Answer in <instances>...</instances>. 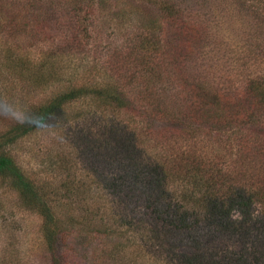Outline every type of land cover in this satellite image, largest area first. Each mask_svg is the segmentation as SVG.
I'll return each mask as SVG.
<instances>
[{
  "label": "trees",
  "instance_id": "trees-1",
  "mask_svg": "<svg viewBox=\"0 0 264 264\" xmlns=\"http://www.w3.org/2000/svg\"><path fill=\"white\" fill-rule=\"evenodd\" d=\"M87 5L88 0H66L58 23L63 26L62 39L52 41L41 58L7 46L0 56V75L4 65L24 85L47 87L58 80L60 54H67L63 63L72 61L85 47L81 29ZM154 5L157 22L134 33L125 47L108 57L102 70L106 82L74 83L24 104L41 117L36 126L8 121L0 127V179L40 217L48 264H67L62 248L71 233L54 209L55 198L25 174L10 146L42 128L65 106L82 100L96 101L99 110L123 117L110 119L105 127L110 139L100 147L104 165L113 167L114 174L102 172L99 181L113 194L129 192L131 219L150 226L147 242L172 251L160 255L161 263L250 264L255 256L250 249L258 240L249 236L264 234V181L252 179L254 171L264 168V74L248 77L241 90L232 93L194 78L188 63L204 39L203 26L183 19L174 0H157ZM203 136L227 144L229 160L221 163L195 146L172 145ZM148 144L158 147L157 153L150 152ZM162 145L165 152L158 153ZM223 238L240 243V249L221 245ZM99 260L94 257L93 264Z\"/></svg>",
  "mask_w": 264,
  "mask_h": 264
},
{
  "label": "rangeland",
  "instance_id": "rangeland-1",
  "mask_svg": "<svg viewBox=\"0 0 264 264\" xmlns=\"http://www.w3.org/2000/svg\"><path fill=\"white\" fill-rule=\"evenodd\" d=\"M156 1L88 0L82 12L85 47L72 61L63 63L67 54H60L59 79L47 87H32L17 82L3 65L0 98L24 105L74 83L106 82L107 75L102 70L108 57L125 47L134 33L157 22ZM174 1L179 3L183 19L203 26L204 39L188 63L194 78L232 93L241 90L248 77L264 74V48L259 49L264 43V0ZM65 2L0 0V56L9 45L30 58L44 56L52 41L62 39L63 26L58 23ZM9 27L15 28L12 33L6 32ZM98 106L91 100L65 106L42 128L19 138L10 151L25 174L40 181L55 198L54 209L71 233L62 248L67 264H93L98 256L99 264H165L160 255L164 257L172 251L155 241L147 242L150 226L131 219L129 192L123 188L125 194H113L99 181L102 172L114 174L113 167L104 165L100 147L110 139L105 127L110 119L123 117L99 110ZM8 121L0 116V127ZM165 145L158 153L165 152ZM172 145L195 146L219 157L221 163L230 157L227 144L213 142L207 136L195 141L181 139ZM147 149L157 153L158 147L148 144ZM258 171L252 173V179L264 181V168ZM256 207L255 224L259 227ZM40 224V217L20 203L15 191L0 179V264H48ZM258 236H249L258 240L251 246L250 250L256 252L250 264H264V234ZM220 244L233 250L241 246L224 238ZM112 246L120 250L114 252Z\"/></svg>",
  "mask_w": 264,
  "mask_h": 264
},
{
  "label": "clouds",
  "instance_id": "clouds-1",
  "mask_svg": "<svg viewBox=\"0 0 264 264\" xmlns=\"http://www.w3.org/2000/svg\"><path fill=\"white\" fill-rule=\"evenodd\" d=\"M0 116L19 125L36 126L41 117L19 102H10L7 97L0 98Z\"/></svg>",
  "mask_w": 264,
  "mask_h": 264
}]
</instances>
